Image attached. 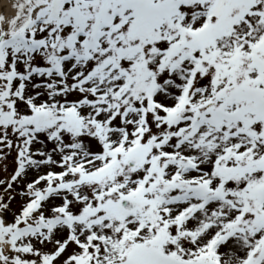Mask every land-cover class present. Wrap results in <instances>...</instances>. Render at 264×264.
<instances>
[{
  "label": "snow or ice",
  "instance_id": "snow-or-ice-1",
  "mask_svg": "<svg viewBox=\"0 0 264 264\" xmlns=\"http://www.w3.org/2000/svg\"><path fill=\"white\" fill-rule=\"evenodd\" d=\"M0 264H264V0H11Z\"/></svg>",
  "mask_w": 264,
  "mask_h": 264
},
{
  "label": "bare ground",
  "instance_id": "bare-ground-1",
  "mask_svg": "<svg viewBox=\"0 0 264 264\" xmlns=\"http://www.w3.org/2000/svg\"><path fill=\"white\" fill-rule=\"evenodd\" d=\"M11 0H0V11H3L5 14L11 11L9 5Z\"/></svg>",
  "mask_w": 264,
  "mask_h": 264
}]
</instances>
